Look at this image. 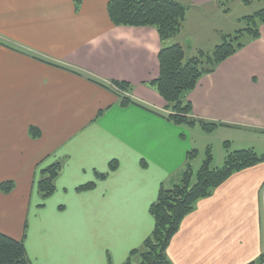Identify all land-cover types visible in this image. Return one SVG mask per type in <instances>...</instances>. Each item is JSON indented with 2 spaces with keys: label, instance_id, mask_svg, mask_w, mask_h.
Masks as SVG:
<instances>
[{
  "label": "crops",
  "instance_id": "obj_1",
  "mask_svg": "<svg viewBox=\"0 0 264 264\" xmlns=\"http://www.w3.org/2000/svg\"><path fill=\"white\" fill-rule=\"evenodd\" d=\"M179 1L187 12L220 9V0ZM108 2L0 0V182L15 183L0 191L7 233L0 231L20 238L28 222L32 264H125L154 228L149 208L161 184L178 182L189 150L204 154L213 143L199 146L196 126L168 121L167 102L150 82L163 46L180 43L189 58L219 44L226 26L208 22L192 32L186 14L181 32L163 40L153 26L115 25ZM260 31L187 95L194 117L229 124L208 133L222 132V141L238 131L253 142L264 130V23ZM114 81L131 86L128 106ZM113 159L118 167L108 172ZM56 161L64 164L56 191L43 200L40 170ZM96 171L108 174L97 179ZM90 181L93 189H77ZM263 252L264 162L200 199L167 248L171 264H249Z\"/></svg>",
  "mask_w": 264,
  "mask_h": 264
},
{
  "label": "trees",
  "instance_id": "obj_2",
  "mask_svg": "<svg viewBox=\"0 0 264 264\" xmlns=\"http://www.w3.org/2000/svg\"><path fill=\"white\" fill-rule=\"evenodd\" d=\"M81 1L75 0L76 5L79 6ZM246 1L250 3L252 0ZM187 10L188 5L179 0H109L108 2V14L115 25L153 26L163 40L181 32ZM241 19L244 27L234 33L223 34L222 42L217 44L212 52L199 50L188 58L184 46L180 43L163 46L160 49L158 55L160 73L150 85L166 100L168 113L163 116L168 121L188 129L198 125L207 133L213 132L219 126L229 125L194 117L192 103L187 95L203 76L213 73L219 64L236 54L250 41L260 38V27L264 23V8ZM112 84L113 89L120 96L122 106H128L133 102L129 96L122 94L124 91H131L129 83L114 81ZM30 131L33 135L39 134V130L35 127H31ZM223 147L225 158L222 165L213 166V149L208 145L201 165L197 169L192 167V161L198 156V150L194 148L188 151L185 167L178 182L170 187L162 183L156 200L150 205L149 211L155 222L152 232L140 247L130 252L125 264H171L167 248L185 217L196 208L197 202L211 196L214 190L234 173L264 162V152H259L252 146L236 149L229 140H226L223 142ZM118 164L117 159L111 160L108 172L116 170ZM63 165L62 161H56L40 170L37 191L43 200L56 191V180L62 172ZM108 172L96 171V178H105ZM14 185L13 180H4L0 182V191L10 192ZM95 186L96 182L90 181L79 185L77 189L91 190ZM27 227L26 222L20 238L0 231V264H32L25 246ZM136 256H139L138 262H134ZM108 264H112L111 260ZM249 264H264V252Z\"/></svg>",
  "mask_w": 264,
  "mask_h": 264
},
{
  "label": "rangeland",
  "instance_id": "obj_3",
  "mask_svg": "<svg viewBox=\"0 0 264 264\" xmlns=\"http://www.w3.org/2000/svg\"><path fill=\"white\" fill-rule=\"evenodd\" d=\"M218 6L220 7L219 10H217L216 8L213 9L209 7L204 8V9L189 10L187 12V20L185 22L187 25L186 26L187 30L193 32L197 29V26H201V24L203 23L206 24L208 22H213L215 25H217L220 22L222 25L224 24L226 26V31L224 34L234 33L236 30L244 27V22L241 19L243 16L254 14L256 11L260 10L261 8H264V0H252L250 3L247 2L246 0H229V1L220 0V2L218 3ZM203 12H212L214 13L213 14L214 16H210L209 19L205 17L201 18L199 15ZM221 42H222V37L219 40V43ZM213 49L214 47L212 46L208 47L206 45V47H204V50L206 52H212ZM125 92H127V96L130 97L129 94H131V92L124 91L122 94L125 95ZM191 132L193 135V139L196 142H198L199 146H201L202 142H206L207 140L213 141V143L211 144V146L213 147L212 151H213V156H214L213 166L222 165L224 162V157H222V155L225 152L224 147H223L224 141L222 140L225 138V135L222 132L216 135H210L198 125H196L195 129H192ZM241 135H243V132L232 131L231 132L232 139H227V140H229L230 142H233V146H244V147L257 146V147H254L256 150H259L260 152L264 151V143L261 142L262 141L261 139H264V132H261L259 135L255 134L254 136L258 138H256L257 140H253V142L248 141V140L245 141L244 139L240 138ZM198 156L194 160L195 161L194 165L196 164V162H198V159L201 160L204 157V154L201 152ZM200 165H195V168H197ZM45 212L48 213L46 214V217L51 218L52 209L50 206L48 207V211H45ZM0 230L6 232L1 226H0ZM35 231H36V228H33L29 231V234L32 236L33 232ZM26 233H28V227H27ZM138 261H139V256H136L134 258V262H138Z\"/></svg>",
  "mask_w": 264,
  "mask_h": 264
}]
</instances>
